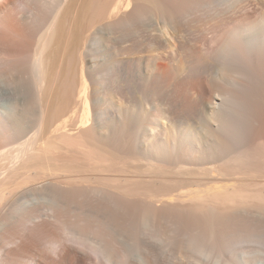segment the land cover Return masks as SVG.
<instances>
[{"label": "bare ground", "instance_id": "bare-ground-1", "mask_svg": "<svg viewBox=\"0 0 264 264\" xmlns=\"http://www.w3.org/2000/svg\"><path fill=\"white\" fill-rule=\"evenodd\" d=\"M0 264H264V0H0Z\"/></svg>", "mask_w": 264, "mask_h": 264}, {"label": "rangeland", "instance_id": "rangeland-1", "mask_svg": "<svg viewBox=\"0 0 264 264\" xmlns=\"http://www.w3.org/2000/svg\"><path fill=\"white\" fill-rule=\"evenodd\" d=\"M247 248H249V246H245V250H247Z\"/></svg>", "mask_w": 264, "mask_h": 264}]
</instances>
